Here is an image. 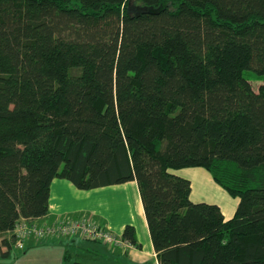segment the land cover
<instances>
[{
  "label": "trees",
  "instance_id": "trees-1",
  "mask_svg": "<svg viewBox=\"0 0 264 264\" xmlns=\"http://www.w3.org/2000/svg\"><path fill=\"white\" fill-rule=\"evenodd\" d=\"M194 167L239 199L232 219L191 200L173 170ZM55 179L135 181L160 264H264V0H0L6 255ZM63 264L94 262L68 246Z\"/></svg>",
  "mask_w": 264,
  "mask_h": 264
},
{
  "label": "crops",
  "instance_id": "crops-1",
  "mask_svg": "<svg viewBox=\"0 0 264 264\" xmlns=\"http://www.w3.org/2000/svg\"><path fill=\"white\" fill-rule=\"evenodd\" d=\"M192 169L188 170L186 175L181 173L187 170L176 172L191 181V200L195 203L218 205L225 219H232L239 199L231 197L206 169ZM213 191L216 192L217 199L211 197L210 193ZM89 218L119 236H123L127 226H133L139 246L113 248L79 240L71 244L70 241L57 238H31L27 241L24 251L16 249L18 252H15L12 248L10 254L6 255L8 249L2 245V241L9 238L10 233H4L0 235V257H23L22 261L15 264H63L64 254L69 246L73 252L86 255L95 264H160L135 181L84 191L68 180L55 179L51 185L49 213L37 219V223L51 225L65 219Z\"/></svg>",
  "mask_w": 264,
  "mask_h": 264
},
{
  "label": "built area",
  "instance_id": "built-area-1",
  "mask_svg": "<svg viewBox=\"0 0 264 264\" xmlns=\"http://www.w3.org/2000/svg\"><path fill=\"white\" fill-rule=\"evenodd\" d=\"M14 247L24 251L29 239L57 238L70 241L97 242L113 248H129L132 244L92 219H65L51 225H39L37 221L22 219L14 231Z\"/></svg>",
  "mask_w": 264,
  "mask_h": 264
},
{
  "label": "rangeland",
  "instance_id": "rangeland-1",
  "mask_svg": "<svg viewBox=\"0 0 264 264\" xmlns=\"http://www.w3.org/2000/svg\"><path fill=\"white\" fill-rule=\"evenodd\" d=\"M244 74H245V77L246 78H248V79L251 80V82L254 84V86L256 87V89H258V85L261 82L260 79L256 75H254V73H252L250 71H246ZM261 83H263V82H261ZM182 170H187V171H185V173H181L182 175H184V174L186 175V173L188 172V170H193V169L192 168H187V169H179V170H173V171L174 172H177L178 171V173H180V171H182ZM210 195H211V197L213 199H217V194H216L215 191L211 192ZM205 196H206V194H205ZM233 198H235V197H233ZM13 250H15V252H18L16 250V248H13ZM22 258L21 257L20 258H16L15 255H13L12 257H9V258H1L0 257V264H15V262H17V261H22L23 260Z\"/></svg>",
  "mask_w": 264,
  "mask_h": 264
}]
</instances>
